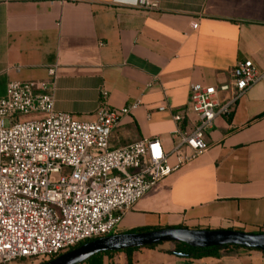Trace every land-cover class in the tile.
I'll use <instances>...</instances> for the list:
<instances>
[{"label": "crops", "instance_id": "0c3cea01", "mask_svg": "<svg viewBox=\"0 0 264 264\" xmlns=\"http://www.w3.org/2000/svg\"><path fill=\"white\" fill-rule=\"evenodd\" d=\"M152 1L153 10L126 0H0V97L10 80L43 81L54 109L79 121H94L101 104L121 109L137 102L112 129L109 145L158 137L170 150L172 113H183V129L197 123L191 84L227 83L238 61L264 71V0ZM230 96L219 92L218 101ZM229 111L205 131L206 151L148 191L116 233L145 227L264 233V81ZM220 250L176 256L165 242L129 256L131 264H264L260 250ZM102 264H127V255L103 256Z\"/></svg>", "mask_w": 264, "mask_h": 264}, {"label": "built area", "instance_id": "2783aa9c", "mask_svg": "<svg viewBox=\"0 0 264 264\" xmlns=\"http://www.w3.org/2000/svg\"><path fill=\"white\" fill-rule=\"evenodd\" d=\"M126 1L157 8L152 0ZM48 74L55 76V69ZM259 81L264 71L245 60L234 65L227 83L191 84L189 109L197 123L183 129V113L173 112L176 142L170 150L158 137L109 145L112 129L137 102L121 109L101 104L94 121H79L54 109L48 83L8 81L0 97V264H39L115 232L158 182L206 151L204 133L214 119L229 115L230 105ZM219 92L229 93V100L220 103Z\"/></svg>", "mask_w": 264, "mask_h": 264}, {"label": "water", "instance_id": "95a60500", "mask_svg": "<svg viewBox=\"0 0 264 264\" xmlns=\"http://www.w3.org/2000/svg\"><path fill=\"white\" fill-rule=\"evenodd\" d=\"M165 242H180L196 248L224 249L227 245L264 252V233H248L230 229H188L166 227L155 230L115 233L90 240L41 264H80L96 254L144 247ZM183 256L180 252H172Z\"/></svg>", "mask_w": 264, "mask_h": 264}, {"label": "trees", "instance_id": "16d2710c", "mask_svg": "<svg viewBox=\"0 0 264 264\" xmlns=\"http://www.w3.org/2000/svg\"><path fill=\"white\" fill-rule=\"evenodd\" d=\"M155 229H158V228L145 227V228L133 229L131 232H141V231H148V230H155ZM115 233L116 232H113L112 234H115ZM88 241H90V240H88ZM88 241H84L82 243H79L76 246L72 247L71 249L76 248V247H78V246H80L83 243H86ZM160 244H162V243H160ZM171 244L174 246L175 252H180L183 254V256L194 257V258H199V257L205 256V255L216 254L217 252L221 251L220 249H218L216 247L196 248V247H191L185 243H180V242H172ZM156 245H159V244H153V245H148V246H144V247H154ZM229 247H240V246L227 245L224 249H227ZM140 248H143V247L129 248V249L121 250V251H110V252L99 253V254L94 255L90 259L86 260L85 262L88 264H102L103 256L112 255V254L118 253V252H123L127 255V264H131V258L129 256V254L131 252H133L134 250H137ZM249 249H251V248H249ZM262 253L264 254L263 251H262ZM52 258H54V257H52ZM41 263H43V262H41ZM41 263H39V264H41Z\"/></svg>", "mask_w": 264, "mask_h": 264}, {"label": "rangeland", "instance_id": "374dc122", "mask_svg": "<svg viewBox=\"0 0 264 264\" xmlns=\"http://www.w3.org/2000/svg\"><path fill=\"white\" fill-rule=\"evenodd\" d=\"M27 118V117H26ZM112 234V233H111ZM171 243V242H170ZM26 263V261L25 260H20V261H13V262H11V263H9V264H25Z\"/></svg>", "mask_w": 264, "mask_h": 264}]
</instances>
